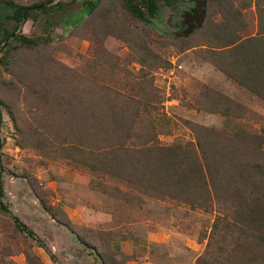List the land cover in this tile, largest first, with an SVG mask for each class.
Wrapping results in <instances>:
<instances>
[{"label": "rangeland", "instance_id": "374dc122", "mask_svg": "<svg viewBox=\"0 0 264 264\" xmlns=\"http://www.w3.org/2000/svg\"><path fill=\"white\" fill-rule=\"evenodd\" d=\"M85 2L53 12L50 43L0 54V162L3 203L11 214L0 213V264H212L207 256L209 242H217L216 228L231 208L237 209L236 221L242 219L235 197L253 187L248 163L264 171V87L253 92L231 78L244 74L234 71L241 66L232 69L234 62L251 69L249 75H264L237 50L247 38L259 37L257 0H206L205 21L189 34L179 28L183 18L173 17L177 0L172 8L159 1L151 26L131 18L117 0H100L90 14ZM227 12L241 20L224 31L228 40H238L227 47H235V57L219 48V24ZM19 34L41 32L27 22L12 38ZM98 109L106 122L110 110L123 119L116 141L128 129L137 136L121 139L125 148L142 146L150 131L160 146H193L197 138L216 140L218 133L226 139L218 142L224 158L234 159L222 162L202 205L149 190L130 165L114 171L119 175L102 169L107 146L85 136L89 126L104 128L89 120ZM134 113L139 120L130 127L126 121ZM246 133L254 139L243 140ZM252 146L259 147L250 156ZM254 185L263 188L264 175ZM12 216L36 238L19 233ZM257 252L218 259L253 264L263 259Z\"/></svg>", "mask_w": 264, "mask_h": 264}, {"label": "trees", "instance_id": "16d2710c", "mask_svg": "<svg viewBox=\"0 0 264 264\" xmlns=\"http://www.w3.org/2000/svg\"><path fill=\"white\" fill-rule=\"evenodd\" d=\"M66 1L68 2L43 0L31 5H23L15 3L12 0H0V54H9L19 45L32 47L50 43L51 40H53L51 33H54L53 29L56 25L54 21L55 18L52 16L53 12L67 9L76 4L79 0ZM85 1L84 9H86L89 14L96 9L100 2V0ZM117 1L122 4L123 9L131 16V18L149 26L152 25L151 20L158 14V2L162 1L170 4V0ZM212 1L213 0H209L210 3H212ZM251 1L252 0H250V2ZM262 3H264V0H257V3L255 2L258 20L262 25L259 37L256 39L247 38L248 40L243 41V43L238 46L239 49H237L238 52H241V50L245 51L249 58H253V63L250 64L249 68L254 65L253 68L259 66V72L262 70L264 71V8H262ZM205 11L207 12V7L205 8ZM68 21L69 20H64V23H68ZM240 21L241 20H236L233 17L232 12H227L225 14L221 21L222 23L219 24V26H221L220 33L224 36V42L219 45V48L224 49L230 47L238 41L237 39L228 40L229 36L226 35L224 31L229 32L232 27L239 25ZM27 22H31L37 26L41 34H38V37L19 34L12 38L14 33H16L18 29H21V27ZM77 23L78 19L77 16H75L73 23L71 24L76 25ZM214 25V23L211 24V26ZM205 27L209 28L210 24L207 23ZM234 31L235 30L233 29V32ZM227 49L230 55L235 57L232 53L234 52L235 47ZM256 51H258V55L255 54ZM238 63L239 62L232 63V69L241 66V68L235 69L234 71H244V74L241 77L238 75L240 78L236 77V75H232L231 78L233 77L237 79L239 85L246 89H250V91H253V89H261L262 86L264 87V85H261V82H264L263 74H260L261 76H257V74L254 76L249 75L251 69L248 70L245 65H243V67ZM257 79L261 80V82L259 83ZM76 107L78 106H75L73 110ZM1 108L2 103L0 101V123L2 120ZM93 114L94 115H91L89 120L94 123H103L104 128L97 131L95 125L89 126V131H87L85 136L87 137V140L89 139L93 143L97 142V144L99 143L104 144L103 146H107L109 152L103 154V158H101L102 161H100L104 171H107L112 175H119L114 171H123L126 169L125 166L128 165L129 167L130 165V171H138V173H136L137 177H142L139 180L143 181V179H147V189L160 191L171 198L175 195L190 197V199L193 198L192 205L198 203L199 205H202V202L199 201L202 197L201 195L207 191L208 185L215 179V175L222 173V162L234 159L224 158L222 146H218V142L226 139L218 133L215 135V139L217 138L216 140H214V138H212V141L204 137H202V139L197 138L195 141L196 144L193 146H184L181 144L160 146L157 142V134L150 131L147 133V140H144L145 142L142 146L125 148L122 142H120L121 139H136L137 136L134 134H132V136L130 134L131 131L126 129L128 132L127 136L118 138L116 141V133L118 128L121 127V124H123V119L115 118L113 110H110V113H107L109 115L107 122L105 121V115L99 109ZM136 119H138L137 113L133 115L132 118H129L126 121V124L132 127L133 124H135L134 121ZM93 127L94 130H90V128ZM207 135L210 136L209 132ZM249 137L254 139L253 135L249 134L247 137L246 133L243 140L246 141ZM206 139L213 142V144H210V141L207 143ZM206 144H209L210 146H206ZM258 147L259 146H252L250 156L257 153ZM247 148H250V146H246V149ZM120 153L125 159L121 157L119 158ZM248 159L250 158L248 157ZM248 167V170L251 171V174H248L250 178L249 182L251 181L250 184H252L253 187H248L249 192L244 190L238 192V196L235 197L238 206L243 211V216L240 214L242 219L240 218L238 221H241L237 222L236 220L239 218L236 214L237 209L234 210V208H231V213L227 215L228 219H226V221L224 220L225 223L223 225L216 228L217 242H209L211 251L208 253L209 256H207V258L212 261V264H221L218 259L221 254L246 252L248 256H253V251L255 250L258 251L257 254L263 259L254 262L253 264H264V187L262 188L254 185V178H256L258 174L259 176L264 175V171L259 164L248 163ZM3 171L4 168L0 162V213L11 216L7 206L3 203V197L5 195L2 180ZM43 208L46 209V211H49L44 205ZM12 220L19 233L36 238L32 230L20 221L19 218L12 216ZM40 247L42 248L43 244H41ZM226 249H229L230 252L228 250L226 251ZM260 253H263V255Z\"/></svg>", "mask_w": 264, "mask_h": 264}, {"label": "water", "instance_id": "95a60500", "mask_svg": "<svg viewBox=\"0 0 264 264\" xmlns=\"http://www.w3.org/2000/svg\"><path fill=\"white\" fill-rule=\"evenodd\" d=\"M187 2L193 3L194 7L182 15V25H188V30L185 34L192 33L193 29H199L203 25L206 16V0H187ZM195 22L192 27L189 25L190 22Z\"/></svg>", "mask_w": 264, "mask_h": 264}, {"label": "flooded vegetation", "instance_id": "af4514ba", "mask_svg": "<svg viewBox=\"0 0 264 264\" xmlns=\"http://www.w3.org/2000/svg\"><path fill=\"white\" fill-rule=\"evenodd\" d=\"M170 2H173V0H170ZM186 3H188V7H187ZM186 3H184L181 0H177L176 7L173 5V13H174L173 17L175 15H177V16L179 15V17L182 18V15L185 13V11H188V10H190V9H192L194 7L193 3H190V2H186ZM169 6L172 8V3ZM181 20L179 21V28H180L181 32L182 31L186 32L188 30V25H182V21ZM189 25L192 27L193 25H195V22L194 21L190 22ZM192 29H193V31L198 30V29H194L193 27H192Z\"/></svg>", "mask_w": 264, "mask_h": 264}]
</instances>
